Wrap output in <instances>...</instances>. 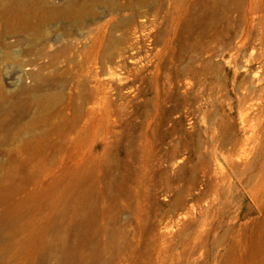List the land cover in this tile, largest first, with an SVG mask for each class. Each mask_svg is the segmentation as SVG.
Returning a JSON list of instances; mask_svg holds the SVG:
<instances>
[{
	"label": "rangeland",
	"instance_id": "374dc122",
	"mask_svg": "<svg viewBox=\"0 0 264 264\" xmlns=\"http://www.w3.org/2000/svg\"><path fill=\"white\" fill-rule=\"evenodd\" d=\"M216 1L174 21L171 0H0V227L36 183L41 205L0 264H80L73 235L54 251L49 232L81 168L87 207L108 170L136 190L105 196L81 264H264V114L254 94L240 121L223 40L200 33Z\"/></svg>",
	"mask_w": 264,
	"mask_h": 264
},
{
	"label": "bare ground",
	"instance_id": "6f19581e",
	"mask_svg": "<svg viewBox=\"0 0 264 264\" xmlns=\"http://www.w3.org/2000/svg\"><path fill=\"white\" fill-rule=\"evenodd\" d=\"M183 1L184 0H171L174 21L180 18ZM216 2L217 3L213 5L215 9L213 13L210 11L208 12L207 6L201 8L196 17L199 20L205 19V25L201 29V34H203L204 31H208L210 35L215 36L214 39L217 41L223 40L224 45L221 56L224 58L226 67L229 70V78L231 79L232 85L238 84L239 92L236 93L237 103L235 110L238 113L240 121L245 123L247 118L246 114L248 113L246 110L250 107L249 100L252 99L254 94L256 98L259 99V108H256L259 109L258 112H260V115L264 114V0H217ZM190 11L191 8L189 9V13ZM25 19L26 18L21 15H15V17L12 18V20L18 24H23ZM252 63L257 64L261 71V77H257V73L256 76L252 75L255 82L253 84V79L249 80L250 86H248L245 81V75L251 70ZM252 84L253 87H251ZM229 108L232 109L234 107L229 106ZM73 117L74 120L72 124L74 129H77L76 124L80 116L74 113ZM258 117L260 116L258 115ZM262 134H264V130ZM103 164L106 168L109 167L106 160L102 162L97 161L96 165H94L95 170H99ZM104 173L101 179L94 176L95 183L101 180L105 182L103 190H99L97 193L95 201L97 205L94 207H87L85 204V195L88 189L85 184L87 174L85 168H81L73 186L69 187L68 190L61 195L64 203L58 205L56 214L50 225L51 232H49V237L50 235L56 236V241L52 244L54 251H57L61 244L60 242L59 246H57V237L62 233H71L75 238V242L73 243V248H71L73 251L69 253V255L74 252L80 264L83 261V253L79 250V241L77 238H80L85 231L91 229L90 221L95 216L100 215L99 221L102 223L101 228L104 230L107 229L104 228L103 223L104 212L102 205H106L104 200L105 196L113 200H118L124 193L128 198H134L136 193V190L131 189L129 186L119 185L116 184V182L115 184L112 183L114 175L109 170ZM30 189H28V192H25L23 196H20L22 198L27 197V200L22 201L27 202L26 204L20 201L18 204H11L8 207V220L6 225H2L7 227L8 231H4L3 227H0V232L2 230L1 241H9L14 233H22L24 229H28L35 224V216H38L41 205L34 201L30 202V199H39L38 183H36V188ZM19 192H21V190H19ZM27 193L29 194L27 195ZM255 193L258 195V192ZM136 207L138 206L136 205ZM31 216L32 218L26 221V219ZM122 232L124 231L122 230ZM107 249V246L104 245L103 254H105ZM63 262H65V255L62 256L60 260V263ZM41 264H47L45 259Z\"/></svg>",
	"mask_w": 264,
	"mask_h": 264
}]
</instances>
